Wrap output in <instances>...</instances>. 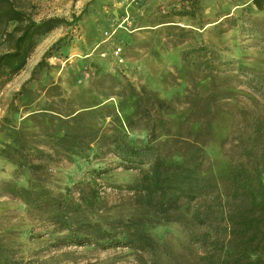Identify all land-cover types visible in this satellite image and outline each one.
Instances as JSON below:
<instances>
[{
    "label": "rangeland",
    "instance_id": "obj_1",
    "mask_svg": "<svg viewBox=\"0 0 264 264\" xmlns=\"http://www.w3.org/2000/svg\"><path fill=\"white\" fill-rule=\"evenodd\" d=\"M200 3V12L189 17L175 15L190 9L184 0L23 1L36 21L82 18L39 38L25 70L0 83V264L141 263L129 248L59 243L73 237V229L117 227V233L145 219L122 207L127 189L140 182L139 171L117 168L114 156L100 157L99 143L78 157L59 153L54 137L60 129L122 133L133 144L157 146L167 161L180 163L182 155L203 161L213 181L226 174L237 135L250 131L253 120L264 123V0ZM163 22L186 28L188 41L180 44L171 36L180 31ZM9 45L4 42L0 53ZM136 95L149 115L135 116ZM156 99L172 113L159 111ZM74 111L116 115H89L77 126L64 121ZM106 170L97 180L90 176ZM79 184L84 198L73 191ZM94 189L105 197L107 212L83 202ZM150 225L159 249L154 259L165 263V243L177 251L188 243L181 225Z\"/></svg>",
    "mask_w": 264,
    "mask_h": 264
},
{
    "label": "trees",
    "instance_id": "obj_2",
    "mask_svg": "<svg viewBox=\"0 0 264 264\" xmlns=\"http://www.w3.org/2000/svg\"><path fill=\"white\" fill-rule=\"evenodd\" d=\"M23 1L0 0V46L4 42L10 44L8 50L0 53V83L8 82L25 70L39 38L61 26L76 24L82 18L81 14L73 22L61 18L36 21ZM184 1L190 9L175 15L195 17L201 10L200 0ZM163 17L169 18V15ZM11 24L15 27L10 31ZM164 24H169L165 26L167 30L180 31V35H171L180 38V44L188 41L184 38L189 33L186 28L170 25L172 22L159 25ZM198 25L203 26L201 23ZM204 51V47H199V52ZM212 59L207 58L206 70L210 73ZM43 64L40 63L38 69ZM218 94L222 93H217V96H222ZM136 97L135 116L149 115L147 109L143 112L140 109L141 95ZM156 100L159 111L172 113L171 107L163 100ZM77 112L65 115L64 121L81 126L89 120V115L94 114V118L101 119L116 115ZM151 136H156L155 130ZM54 138V146L59 153L78 157L99 143L100 157L114 156L120 160L117 168L138 170L140 182L127 189L128 201L122 207L145 218L141 224L125 225L117 233H114L117 227L108 230L95 227L73 229L74 236L62 239L61 245L96 246L103 251L129 248L140 254V264H264V123L261 120H253L250 131L237 135L226 174L220 181L209 178L202 169L203 161L197 165L188 161L187 155L181 156L183 161L180 163L167 161L157 146L133 144L122 133L100 137L96 132L73 127L60 129ZM197 149V156L203 158V150ZM39 154L44 156L45 152L40 151ZM107 171H92L90 176L97 180ZM73 191L81 197L85 193L80 184ZM88 198L83 202L91 210L108 211L103 203L105 197H101L97 190L94 189ZM164 223L181 225L186 229L188 239L182 251L165 243V263L160 258H153L159 249L153 244L150 233V224Z\"/></svg>",
    "mask_w": 264,
    "mask_h": 264
}]
</instances>
